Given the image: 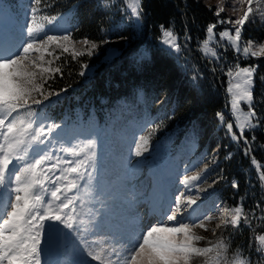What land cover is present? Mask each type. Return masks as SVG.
Returning a JSON list of instances; mask_svg holds the SVG:
<instances>
[{"label":"snow or ice","instance_id":"obj_1","mask_svg":"<svg viewBox=\"0 0 264 264\" xmlns=\"http://www.w3.org/2000/svg\"><path fill=\"white\" fill-rule=\"evenodd\" d=\"M224 3L225 0H218L213 13L217 19L215 23L207 25V36L202 41L201 51L219 59L216 48L211 46L218 43L214 30L217 25H230L218 33L220 40H227L233 50L245 58L264 57V42L256 44L251 39L242 40V30L246 24L254 22L257 16L264 20V0H233V12H242L235 19H220V14L225 11ZM35 5L42 7L34 6L31 10V22L26 26L29 39L26 42L5 46L3 39H0V264H42L44 245H54L58 240V225L69 229L74 227L76 217L65 210L71 209L74 213V204L79 197L68 194L79 191L80 182L84 180L89 167H94V141L61 149L73 157L83 156L84 159H64L46 150V136H50L59 125L45 128L41 124L37 127L32 106L43 103V100L33 98V93L47 99L42 91L44 83L54 74L63 75L60 67L51 66L54 60L60 59L59 55L45 60V53L52 55L50 46L62 49L61 55L71 52L72 57L76 58L85 55V52L91 55L99 45L85 38L82 41L85 50L77 51L71 46L75 42L70 34L48 35L45 26L36 23L38 11L42 12L43 7L48 5L43 0H35ZM208 7L211 10L212 6ZM126 8L139 23L143 12L142 0H127ZM42 19L51 23L55 18L44 16ZM161 28L162 42L179 52L181 45L178 34L171 27ZM33 53H39V56L34 58ZM81 67L87 69L88 65L82 64ZM256 70L255 65L241 67L236 63L227 71L231 115L235 118L239 136L233 131V122H227L225 127L234 141L243 139L248 145L245 155L250 153L251 146L243 133L260 125L253 107ZM80 74L84 75V72ZM260 79L264 81V77ZM241 102L247 106V111L241 107ZM218 116L224 123V116L221 113ZM40 145H45V148ZM136 155H142L139 145ZM252 162L256 164L255 159ZM199 179V173L186 176L184 183ZM259 179L264 182V172L259 173ZM232 187L238 188L239 184L233 181ZM243 200L240 197V202L233 207L222 202L215 215L206 214L193 220V205L197 201L181 193L158 222L131 236L122 249L84 242L82 250L86 257L97 264H193L194 261H198V264H250L241 249L229 253L231 242L223 232L213 241L195 231L197 228L206 231L207 222L212 221H218L217 229L231 226L237 231L242 222L251 224ZM256 207L259 208L260 204ZM260 219L264 221V216ZM79 223L83 224L84 221L80 220ZM255 240L258 241L256 250L264 252V234H258ZM201 241L205 242L203 246ZM78 264L89 262L81 260Z\"/></svg>","mask_w":264,"mask_h":264},{"label":"trees","instance_id":"obj_2","mask_svg":"<svg viewBox=\"0 0 264 264\" xmlns=\"http://www.w3.org/2000/svg\"><path fill=\"white\" fill-rule=\"evenodd\" d=\"M43 3L48 6L38 11L41 18L59 19L64 15L69 18L66 34H70L75 42L71 46L77 51L85 50L82 44L85 38L99 46L91 55L85 52L76 58L71 52L61 55L62 49L50 46L52 55L45 53V60L59 55L60 59L54 60L51 66L60 67L63 75L54 74L46 80L42 91L47 99L36 93L33 98L48 100L59 94L84 93L88 100L99 102L103 98L107 107L122 98L146 110L150 123L142 135L147 143L144 150L154 149L163 139L172 136L168 155L200 158V167L207 172L203 191L216 209L222 202L233 207L240 202V197L244 198L251 224L242 222L238 231L231 226L217 229L213 225L206 238L214 241L223 232L231 242L230 254L239 248L250 264H264V252L256 250L258 241L255 240L258 234H264V221L260 219L264 216V182L259 179V173L264 172V81L260 79L264 77V57L243 58L226 44L216 49L219 59L202 55L206 27L217 19L213 14L216 7L207 0H142L139 32L132 25L120 22L117 7H125L126 0H43ZM208 6H212L211 10ZM161 26L171 27L178 34L179 52H169L157 43ZM222 27L217 25L216 29ZM249 39L256 43L264 40V20L259 16L242 30V40ZM110 44L118 46L119 54L105 61L103 57ZM139 51L144 56L136 57ZM236 63L257 66L253 107L260 125L243 133L251 146L248 155H245L248 145L243 139L234 141L225 127L227 122H232L225 112L227 71ZM82 64L88 68H82ZM82 71L84 75L80 74ZM139 90L145 105L137 100ZM242 108L247 111L246 105ZM218 113L224 116V123ZM233 131L239 136L234 124ZM192 144L196 146L191 157ZM233 181L239 184L238 188L232 187Z\"/></svg>","mask_w":264,"mask_h":264},{"label":"rangeland","instance_id":"obj_3","mask_svg":"<svg viewBox=\"0 0 264 264\" xmlns=\"http://www.w3.org/2000/svg\"><path fill=\"white\" fill-rule=\"evenodd\" d=\"M207 1L215 7L218 5V0ZM126 4L127 0L125 7H117L121 17L120 22L132 25L139 32L142 24L141 17L137 23L136 18L131 16L130 10L126 8ZM34 6L33 0H0V39H3L5 46L22 44L29 39L26 26L31 22V10ZM223 7L224 15L220 19H235L237 15L242 14V12H233V0H225ZM67 18L64 15L47 23L37 13L36 23L43 24L48 35H64L69 32V18ZM229 27L230 25H224L214 30L218 43H213L212 47L217 49L220 45L226 44L232 48L227 40H220L218 35ZM157 43L167 51L174 52L162 42V34ZM235 53L239 54L236 51ZM118 54V46L110 44L103 58L105 61H110ZM144 54L141 51L136 52V57H142ZM201 54L207 58L217 59L211 55H205L202 51ZM32 56L35 58L39 56V53H33ZM90 74L91 72L88 76ZM225 97H227L225 112L235 125V118L231 115V96L225 92ZM137 100L145 105L140 90L137 92ZM98 101L88 100L84 93L75 96L67 93L65 96L59 94L43 100V103L39 105L32 106L35 111L33 119L37 127L41 124L45 128L50 125H59L58 128L53 129L50 136L45 138L46 150H50L51 153L64 159H84L83 156L73 157L61 149L82 146L89 141L95 143L94 167H89L84 180L80 182L79 191L68 194L79 197L74 204V213L71 209L65 210L76 217L74 227L69 229L64 225H58L60 229L58 240L54 245H44L42 264H78L81 260H88L89 264H97L84 255L82 250L84 242L105 248H116L126 244L125 237L121 236L122 233H117V226L127 224V221L122 218L125 216V208L121 207L120 203L124 194L121 195L119 188L115 186L119 181L117 176L120 174L125 178L124 184L130 189V199L124 198L126 204L130 206L127 208L129 210L134 208L136 215L139 216L138 229H134L137 233L146 229L148 225L158 222L181 193L197 201V204L193 205L195 209L192 212L193 220L202 215L216 214L215 203L211 204L210 196L205 195L203 191L207 172L200 167V158L189 159L168 155L172 147V136L163 139L154 149L144 150L147 143L145 138L142 140L141 137L150 123V115L146 110L139 109L136 103L122 98L111 107L104 104L103 98H99ZM243 105L245 104L241 102V107ZM137 145L142 155H136ZM195 146V144L190 146L191 157ZM40 147L45 148V145ZM85 163L87 164L88 161ZM198 173L199 180L184 183L186 176L191 177ZM181 200L183 203V197ZM185 216H188L187 212ZM80 220L84 223L80 224ZM103 220H107L106 225L103 224ZM185 222L191 221L185 220ZM217 223L218 221L207 222L206 231L199 228L195 231L207 237L211 228ZM200 243L203 246L205 242ZM193 264H198V261H194Z\"/></svg>","mask_w":264,"mask_h":264},{"label":"bare ground","instance_id":"obj_4","mask_svg":"<svg viewBox=\"0 0 264 264\" xmlns=\"http://www.w3.org/2000/svg\"><path fill=\"white\" fill-rule=\"evenodd\" d=\"M121 160V159H120ZM121 162V161H120ZM113 172V171H112ZM116 176V175H115ZM117 179L119 180L116 184H115V186H117L119 189H118V191H119V193L122 195V193L124 194L123 196H122V199H121V207H123V208H125V216L124 217H122V218H124L126 221H127V224H121V225H119V226H117L118 228V232L117 233H122V237H125V242L124 243H126L127 242V240L131 237V236H133V235H135V232H136V230L134 231V229H138V222H137V220H138V218H139V216L138 215H136V211L134 210V208H131V210H129V208H127V206H129V205H127L126 204V202L124 201V198H128V200L130 199V197L131 196H129V194H130V189L129 188H127V186L124 184L125 183V178H123L122 176H121V174L120 175H118L117 176ZM116 192V191H115ZM115 194H117V193H115ZM128 195V196H127ZM120 200V199H119ZM127 200V199H126ZM110 201V200H109ZM130 202V201H129ZM132 202V201H131ZM119 203V204H120ZM134 203V202H133ZM120 207V208H121ZM130 207V206H129ZM133 207V206H132ZM124 214V213H123ZM122 214V215H123ZM106 223H107V220H103V224L104 225H106ZM112 227H113V225H112ZM116 228V227H115ZM116 229V230H117ZM112 231V230H111ZM137 233V232H136ZM123 244H121V245H119V246H117L116 248L117 249H122L123 247H124V245L122 246Z\"/></svg>","mask_w":264,"mask_h":264}]
</instances>
